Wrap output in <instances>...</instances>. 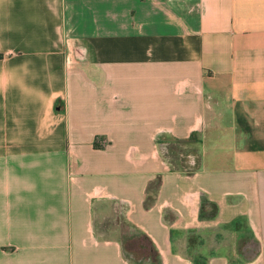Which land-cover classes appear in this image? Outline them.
<instances>
[{
  "label": "crops",
  "instance_id": "0c3cea01",
  "mask_svg": "<svg viewBox=\"0 0 264 264\" xmlns=\"http://www.w3.org/2000/svg\"><path fill=\"white\" fill-rule=\"evenodd\" d=\"M0 264H264V0H0Z\"/></svg>",
  "mask_w": 264,
  "mask_h": 264
},
{
  "label": "rangeland",
  "instance_id": "374dc122",
  "mask_svg": "<svg viewBox=\"0 0 264 264\" xmlns=\"http://www.w3.org/2000/svg\"><path fill=\"white\" fill-rule=\"evenodd\" d=\"M250 242H251V248H252V250H249V252H247L248 254L245 255V257L247 259L252 258L253 255L255 254V251L254 250H256V248H255L256 247L255 246V240H251Z\"/></svg>",
  "mask_w": 264,
  "mask_h": 264
}]
</instances>
